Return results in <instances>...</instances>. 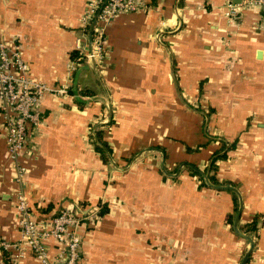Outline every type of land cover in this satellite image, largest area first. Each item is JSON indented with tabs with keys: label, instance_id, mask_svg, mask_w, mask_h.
<instances>
[{
	"label": "crops",
	"instance_id": "crops-1",
	"mask_svg": "<svg viewBox=\"0 0 264 264\" xmlns=\"http://www.w3.org/2000/svg\"><path fill=\"white\" fill-rule=\"evenodd\" d=\"M137 1L106 26L100 72L82 63L69 77L66 63L89 41L87 0H0V39L20 45L30 77L70 82L67 96L38 103L21 185L0 126V240L19 238L22 190L44 223L60 208L106 209L80 228L81 264H239L240 204L236 227L253 241L245 264H264V18L250 4L231 20L226 0ZM107 112L110 161L87 137ZM214 153L224 156L209 169ZM189 165L238 195L200 184ZM45 244L55 255V241ZM11 252L0 247V264ZM19 262L41 264L29 251Z\"/></svg>",
	"mask_w": 264,
	"mask_h": 264
},
{
	"label": "built area",
	"instance_id": "built-area-1",
	"mask_svg": "<svg viewBox=\"0 0 264 264\" xmlns=\"http://www.w3.org/2000/svg\"><path fill=\"white\" fill-rule=\"evenodd\" d=\"M250 4L257 6L259 14L264 18V0H241L236 3L226 0L224 14L234 20L240 6ZM142 6L137 0H87L82 25L88 34L90 47L84 51L79 43L76 45L82 58L95 59L94 49L98 50L97 56L103 52L99 45L105 41L104 26L111 18L119 12L133 11ZM75 64L79 63L70 60L67 66L73 70ZM67 92V89L47 87L43 82L31 78L20 45L0 39V126L4 132L13 175L18 178L17 183L23 182L26 173V166L20 160L21 153L31 145L35 129L42 118L39 101L47 93L63 95ZM16 210L18 240H0L2 250H14L13 254L11 252L10 264H21L19 259L26 251L31 252L41 264H81L80 228L87 221L97 220L93 209L83 216L73 209L60 208L50 217L49 223H44L35 217L26 197L18 193ZM47 239H53L56 244V253L52 257L45 244Z\"/></svg>",
	"mask_w": 264,
	"mask_h": 264
},
{
	"label": "rangeland",
	"instance_id": "rangeland-1",
	"mask_svg": "<svg viewBox=\"0 0 264 264\" xmlns=\"http://www.w3.org/2000/svg\"><path fill=\"white\" fill-rule=\"evenodd\" d=\"M124 12V11H123ZM111 21H112V18H111ZM111 21H109L107 24H106V26L111 22ZM106 26H104V33H105V29H106ZM90 46H89V42H88V45L87 46H82V48H83V50L84 51H86V49H88ZM99 48H101V50L103 51L101 54H99L98 56H97V52H98V50H96V49H94V51H95V53H96V56H95V59H93V60H90V59H83V62L82 63H86V64H90L93 68H94V70L96 71V72H100V69H101V67H102V63H103V61H104V59H105V54H104V50L106 51V46H105V41H103V43H102V45H99ZM68 63V62H67ZM67 63H66V68H67V70H68V74H69V77L70 76H72V73H74L75 72V70L82 64V63H79V64H75V69H70L68 66H67ZM39 81V80H38ZM42 82V81H41ZM44 84H46L47 85V87H53V88H55V89H62V88H64V89H67V91H68V89H69V85H70V82H69V80L67 79L66 81H64L63 83H61V84H59V85H55V86H51V85H48L47 83H45V82H43ZM53 95H56V94H54V93H52ZM68 95V92L66 93V94H63V95H58V96H67ZM109 114H111V113H109V112H107V113H105V116H102L101 117V119H103V118H106L107 119V123L105 124H103V122L101 121V119L97 122L98 124H96V123H93L92 125H90V126H88V128H87V137H88V141L95 147V145H94V141L92 140V138H93V136L94 135H96L97 133H98V131L99 132H102V133H104L106 130H107V128L109 127V125L112 123V120L110 119V115ZM103 125V126H102ZM108 155V154H107ZM107 160L108 161H110V160H112L111 159V157H110V155H108V158H107ZM132 160V157L125 163V165H123L122 166V168H126L127 166H128V164L130 163V161ZM12 167V166H11ZM11 170H12V168H11ZM12 172V171H11ZM204 173V172H203ZM12 174V180H13V182L14 183H17V180H18V178H15V176L13 175V173H11ZM198 181H199V183L200 184H203V179H202V176H201V178H198ZM20 184H21V182H20ZM18 193H21L24 197H26V195H25V192L24 191H20V190H18ZM18 193H16V197H17V195H18ZM26 200H27V198H26ZM28 202V201H27ZM99 209L98 208H94L93 209V212H94V215H96L97 216V220L100 218L99 217ZM89 215V214H88ZM97 220H93L92 222H90V223H96V221Z\"/></svg>",
	"mask_w": 264,
	"mask_h": 264
},
{
	"label": "trees",
	"instance_id": "trees-1",
	"mask_svg": "<svg viewBox=\"0 0 264 264\" xmlns=\"http://www.w3.org/2000/svg\"><path fill=\"white\" fill-rule=\"evenodd\" d=\"M71 60L72 61H75L77 63H82L83 62V58H82V55L79 54L78 51L74 52L71 54ZM80 92L82 94H86V95H89L90 92L88 90H80ZM92 140L94 141V145H95V150L100 154V157L102 158V160L106 161L107 160V154H109L110 152V148L108 147L107 143L102 139V132H99L93 136ZM224 154H212L210 156V160H209V169L211 167H214V161L217 159V158H221L223 157ZM189 168L191 169V173L194 174V175H197L199 178H201V171L199 169H197L196 167H194L193 165H189ZM204 170V169H203ZM209 180L212 182V183H217L213 177L209 176ZM233 195V202H234V206H235V209L237 208V199H236V196L234 194ZM106 209L104 210H101L99 213L102 214V213H105Z\"/></svg>",
	"mask_w": 264,
	"mask_h": 264
},
{
	"label": "water",
	"instance_id": "water-1",
	"mask_svg": "<svg viewBox=\"0 0 264 264\" xmlns=\"http://www.w3.org/2000/svg\"><path fill=\"white\" fill-rule=\"evenodd\" d=\"M239 0H233V2H238ZM202 178H203V182L208 185V186H213V187H218V188H224V189H227V190H230L232 192H234L236 195H238L237 191L232 187V186H229V185H226V186H219V185H211V183L209 182L208 180V177L206 174H202ZM239 211H240V204H239V207L236 211V214L234 216V219H233V222H232V229L233 231L239 235L240 237H242L243 239H245L247 242H248V248L246 249V251L244 252V254L242 255L241 257V260H240V263L239 264H245L246 261H247V258L249 256V253L253 247V241L250 237L242 234L241 232L238 231L237 227H236V223H237V218H238V215H239Z\"/></svg>",
	"mask_w": 264,
	"mask_h": 264
}]
</instances>
